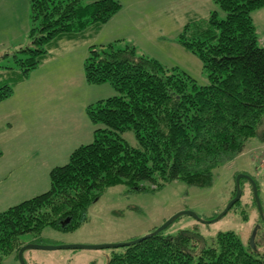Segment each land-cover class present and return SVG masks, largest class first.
Here are the masks:
<instances>
[{
  "label": "trees",
  "instance_id": "trees-1",
  "mask_svg": "<svg viewBox=\"0 0 264 264\" xmlns=\"http://www.w3.org/2000/svg\"><path fill=\"white\" fill-rule=\"evenodd\" d=\"M213 1L223 18L212 11L186 23L179 34V43L202 63L206 84L139 53L131 41L88 46L86 82L109 83L117 94L86 107L95 126L92 141L49 171L48 190L0 211V264L18 251L25 234L47 226L76 228L106 187L123 184L136 191L146 189L144 182L158 187L171 181L208 187L214 170L241 153L247 141L264 142V48L251 15L264 0ZM29 5L30 42L12 54L16 82L50 55L51 45L95 36L122 6L118 0H30ZM11 68L0 66V101L13 93L12 84L1 79ZM127 130L138 146L122 137ZM107 264H264V259L233 231L218 232L208 243L194 229H182L112 250Z\"/></svg>",
  "mask_w": 264,
  "mask_h": 264
},
{
  "label": "rangeland",
  "instance_id": "rangeland-1",
  "mask_svg": "<svg viewBox=\"0 0 264 264\" xmlns=\"http://www.w3.org/2000/svg\"><path fill=\"white\" fill-rule=\"evenodd\" d=\"M118 1L127 21L119 16L123 27L109 34L112 38L131 40L139 53L167 67H178L200 85L207 83L202 63L179 43V34L186 23L206 18L212 11L223 18L224 12L213 0ZM29 2L0 0V66L12 67L1 79L13 86L11 96L0 101V195H4L0 198V211L48 190L49 171L67 162L78 141L84 144L92 141L95 126L86 115V107L117 94L109 83L89 84L84 77L83 61L88 45L111 38L106 34L97 39L92 35L85 40L57 41L48 50L51 55L47 58L52 57L49 60L52 64L46 63L45 58L26 79L16 82L18 70L12 54L30 42ZM136 3L146 12L128 21L130 8ZM251 15L257 33L264 34V6L253 10ZM113 22L111 28L120 25L117 20ZM58 56L62 61L54 62ZM122 137L129 145L138 146L132 130L125 131ZM263 153L264 142L250 139L241 153L214 170L213 184L208 187L186 186L179 181L158 187L144 182L146 189L136 191L123 184L106 187L89 204L86 219L76 228L60 231L47 226L39 234L23 235L21 246L29 242L45 245L127 242L153 231L181 210L211 219L232 198L237 173L246 172L258 183L264 177ZM241 186L239 202L220 219L203 223L183 214L162 232L174 235L182 229H194L211 243L218 232L233 231L245 248L259 250L264 259V218L254 201L250 182L243 181ZM258 196L264 214V189L258 191ZM115 249L118 248L27 249L23 257L26 264H107ZM2 264H20L17 252L5 256Z\"/></svg>",
  "mask_w": 264,
  "mask_h": 264
},
{
  "label": "water",
  "instance_id": "water-1",
  "mask_svg": "<svg viewBox=\"0 0 264 264\" xmlns=\"http://www.w3.org/2000/svg\"><path fill=\"white\" fill-rule=\"evenodd\" d=\"M246 179L247 181L250 182L251 187H252V192L254 195V201L256 203V206L258 208V211L260 213V215L262 216V218H264V214H263V210H262V205L258 196V189H257V185L255 183V181L253 180V178L244 172H240L237 173L236 177H235V194L234 196L229 200V202L227 203V205L222 209V211H220L218 213L217 216L211 218V219H203L201 217H199L195 212L191 211V210H181L177 213H175L174 215H172L169 219H167L163 224H161L160 226H158L157 228H155L153 231L139 237L136 239H133L131 241H127V242H120V243H115V244H96V245H82V244H67V245H45V244H39L36 242H29V243H25L24 245H22L18 251H17V257L19 260L20 264H26L24 257H23V253L24 251H26L27 249H61V248H70V249H102V248H119V247H124V246H128L131 243H135V242H139L141 240H144L146 238H148L149 236L156 234L160 231H162L165 227H167L171 222H173L176 218H178L179 216L183 215V214H187L192 216L193 218L197 219L198 221H201L203 223H207L210 221H216L218 219H220L223 215H225L227 213V211L237 202L239 201L240 197H241V192L242 189L240 187V179ZM254 235L251 236V240H253Z\"/></svg>",
  "mask_w": 264,
  "mask_h": 264
},
{
  "label": "crops",
  "instance_id": "crops-1",
  "mask_svg": "<svg viewBox=\"0 0 264 264\" xmlns=\"http://www.w3.org/2000/svg\"><path fill=\"white\" fill-rule=\"evenodd\" d=\"M146 12V10H144V9H142V8H140V4H132V7L130 8V14H131V19L130 18H128V21H134L135 20V16L138 14V15H140V14H144ZM119 16H121L122 18H124L126 21H127V18L126 17H124V14L122 13V6H121V9L115 14V15H113L111 18H110V20L107 22V23H105L102 27H101V29L99 30V32L97 33V34H95V39H97L98 37H106L105 36V34L106 35H109V34H114V33H117L120 29H122V27H123V21H122V18L121 17H119ZM113 20H117V22H119V21H122L121 23H120V25L118 26H116V27H114V28H111V26L113 25ZM132 25V24H131ZM110 36V35H109ZM262 36H264V34H258V37L260 38V37H262ZM111 37V36H110ZM116 37V38H115ZM120 38H122V37H119V36H113V38L111 37V38H108V37H106L105 39L106 40H104V42H100V44H105V43H109V42H112V41H114V40H117V39H120ZM258 38V39H259ZM129 41H131V40H129ZM132 43H133V41H131ZM100 44H98V45H100ZM91 45V44H90ZM96 45V44H95ZM89 46V45H88ZM55 47V46H54ZM51 55V54H50ZM49 55V56H50ZM56 59H57V61H54V62H58V61H62V60H60V58H59V56L58 57H55ZM47 62L46 63H48L49 65L50 64H52V62H50V61H52L53 59H52V57H49V58H47ZM50 60V61H49ZM45 63V64H46ZM64 63V62H63ZM51 77H53V76H51ZM81 144H84L83 142H77L76 143V146L75 147H77V146H79V145H81ZM0 156H2L1 154H0ZM1 158V157H0ZM264 182V177L263 178H261L260 179V181H259V183H258V186H259V190H261V189H264V187L262 186V183ZM1 196H4V195H0V198H1ZM35 196V195H34Z\"/></svg>",
  "mask_w": 264,
  "mask_h": 264
},
{
  "label": "built area",
  "instance_id": "built-area-1",
  "mask_svg": "<svg viewBox=\"0 0 264 264\" xmlns=\"http://www.w3.org/2000/svg\"><path fill=\"white\" fill-rule=\"evenodd\" d=\"M258 43H259V45H260L261 47L264 48V36H262V37H260V38L258 39ZM262 160H263V162H264V153H263V156H262Z\"/></svg>",
  "mask_w": 264,
  "mask_h": 264
}]
</instances>
